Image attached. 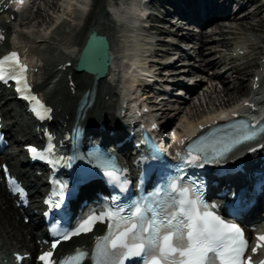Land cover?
Here are the masks:
<instances>
[{"label":"snow or ice","instance_id":"snow-or-ice-1","mask_svg":"<svg viewBox=\"0 0 264 264\" xmlns=\"http://www.w3.org/2000/svg\"><path fill=\"white\" fill-rule=\"evenodd\" d=\"M0 5V11L8 7L5 0H0ZM6 38L0 31V40ZM28 68L17 50L7 52L0 56V83L13 82L16 93L29 103L33 115L39 120L50 119L53 109L34 92L27 78ZM244 103L248 104L247 101ZM221 118L223 123L219 122ZM151 127L158 130L159 125L152 123ZM199 130L203 131L199 134L193 132L179 141L184 148L177 151L178 161L167 160L154 137L146 140L150 145L149 152L142 159L152 161L161 177L154 191L127 206L101 205L72 229L52 226L50 247L37 256L40 264H78L86 256L84 251L78 250L73 255L60 258L58 248L74 237L91 233L101 222L108 226V232L97 239L96 264H134L137 258L142 257H147L143 264H254L253 255L248 253L258 254L264 250V232L256 234L253 246L239 224L218 214L220 205H209L205 201L203 185L198 178L190 177L188 170L190 167L217 165L226 160L237 146L255 140L259 133L264 132V119L251 120L230 110L216 120L210 119L208 125L201 123ZM27 148L33 158L75 169L74 174L80 183L89 182V169L93 168L121 192L130 183L126 176L121 175L125 170L117 168L114 160L98 147L81 151L73 146L71 155L55 142L44 148L35 145H27ZM248 151L255 149L249 148ZM0 167L12 191L25 195L8 165ZM54 183L57 187L52 197L55 199L50 197L46 203L60 209L69 183L60 179ZM119 199L118 195L110 197V201ZM260 264H264V260Z\"/></svg>","mask_w":264,"mask_h":264},{"label":"bare ground","instance_id":"bare-ground-1","mask_svg":"<svg viewBox=\"0 0 264 264\" xmlns=\"http://www.w3.org/2000/svg\"><path fill=\"white\" fill-rule=\"evenodd\" d=\"M76 1L78 2L79 0ZM253 1H256L257 5L252 8ZM69 2L70 1H68V4ZM72 2L73 0H71V3ZM90 2L92 3L90 7L87 4H85V8H88L87 11L89 12L86 11V13L85 12L82 13L83 20L81 14L78 13L74 14L73 10L70 9L68 12L69 16L66 19H64L59 25H56L53 28V30L50 31V36L45 37L43 40H41L42 44L37 49H35L36 51L34 50L35 51L34 56H36V58L40 60V63L43 66L42 67L37 66V63L35 62L32 68L33 69L39 68L44 78L41 84L36 85V90L45 94V98L48 100V102L54 105L55 107L54 123H57L58 121L64 122L65 120L67 121V123H69L73 119L74 106L77 100L79 99V97L81 96L80 94L84 92L86 89H89L92 85V79L90 77H88L84 73L81 72L76 73L73 71L72 62L74 61L76 56L73 53L74 49L75 48L79 49V47H81L84 44L88 33L90 31H95L97 34L106 36L110 44V53L112 54L114 39L116 38L117 33H119V31L116 30L119 25L112 23L109 13L105 8L104 0H90ZM183 2L188 3L191 7H197L195 0H183ZM235 2L236 1L228 2L226 8H229L232 5V3L234 4ZM243 2H245V4L239 7L241 12H239L238 14L229 12V14L226 17H219V15H217L214 16L213 19L206 20V22L209 21L210 25L208 24V26L212 27V34L217 35L219 38L218 37L215 38L208 35L206 28H202L200 32L197 34L194 33L193 26L195 24H190V27L185 32L184 38L187 41L193 43V46L190 48V50H193L195 48L203 49V51L200 50L198 55L193 56L192 54H190V56L188 57V61L191 65L188 66L186 75L194 76L198 71L203 72L212 66L217 68H221L222 66H224V68H226L222 73L217 75V77H220L219 81L223 84L222 90L219 89L220 91L218 90L219 92H217L215 86L214 87L208 86L206 88V94L207 93H209V95L216 94V100L219 102L218 104L220 105V107L221 106L227 107L230 105H234L237 104L240 100H243L244 97L247 95V92L250 89L253 78L255 75H257V71L259 68L258 65L260 60L259 55L262 46L264 45V41H263L264 36H262L259 41H258L259 38L252 40L247 38L243 39L242 37L238 38L241 40L237 39L235 41L236 44L247 43L248 45L254 47V49L251 52H249L248 55L246 56L247 61L244 63L243 66L232 64L226 67L225 56L223 54V51L220 50L218 51L217 56L213 57L214 55H212L207 58V54L214 52V46H218L220 49H224L234 44V42L232 43L225 36L227 35V33L230 35H237V34L240 35V33H243L245 31L252 33L257 30L261 31V28H264V15H263L264 0H259V1L242 0V3ZM165 3H168L170 8L171 7L175 8V6L177 7L176 2L174 0H167ZM81 4H84V2L82 1ZM138 5H139L138 1L135 0L132 1L131 4L130 3L126 4L125 8L126 11H128L127 12L128 15L126 13L125 14L121 13L123 17H125L124 21H126L127 23H133L134 20H136L135 16L138 13ZM161 7L163 6L162 5L160 6V10H162ZM162 13H164V15H169L172 12L171 9H169ZM176 14H178L179 16L186 17V11H184L183 9H180V11L177 12ZM253 15L260 16L261 19H259L257 23L251 22L250 19ZM156 19L161 20V18L159 17H157ZM198 20L199 19L195 16L190 18L191 23L200 24ZM81 22H83L82 23L83 25L81 24ZM2 27L6 28L4 24L2 25ZM154 31L157 34L167 32L165 28H160L158 26L154 27ZM67 61H72L71 62L72 64L71 66L67 67L65 72L57 70L56 68L57 66ZM196 61H200V62H196ZM110 71L111 69L109 68L108 73ZM69 73H71V79L73 80L75 85L74 94H71L69 92L66 84L67 82L66 75ZM227 74H230L231 77L229 78V75L227 76ZM249 75H251V83L247 85L246 77ZM54 78L56 79L58 78V82L56 83L55 86L50 87L51 79ZM134 81H136V79ZM92 87L94 89V100L93 103L91 104V107H89L85 111L84 122H89L92 116H94L95 118L97 115L108 116L103 112H98L97 109H100V111H107L108 113H110V109L113 108V103L111 98L114 96V92L111 89L108 81L106 79H100L95 83H93ZM44 89L45 90L47 89L48 91L50 90L52 92V95L51 96L47 95L44 92ZM196 90H194V95L197 92ZM104 94L109 95L108 100H103ZM103 104L104 106L102 107ZM4 108H6V104ZM218 109L219 107L216 108L215 110L210 111L206 115H203L204 117L202 116L201 121L202 120L206 121L207 120L206 117L215 114ZM185 110H186L185 106L183 105L180 106L179 110L176 112L179 116L177 117V114H175V118H180L181 117L180 114L183 113ZM11 111H12L11 107L6 111L7 114H9V119L13 118L11 115L12 114ZM167 112L165 110V112L163 111L161 115L162 116L164 114L166 115ZM110 115L112 119H114V115L112 113ZM15 116L16 118H18V120L10 121L6 125L8 134L13 136V138L16 136L17 133L22 134L25 138H31V128L29 124L21 120L19 112H16ZM170 124L171 122H169V125ZM190 124H188V126H190ZM16 143H17L16 141H13L14 146ZM15 155L20 157L23 154L17 153ZM15 155L8 156V160L10 161L12 167L15 170H18L19 172L23 173V171H26V168L30 169V167L23 166L22 163H18L17 162L18 158L16 159V161H14ZM27 182L31 187L33 195L38 191H40V187L31 184L29 180ZM32 202L35 203L36 201L33 200ZM261 206H264V203L260 202L255 208H253V211L258 210L259 208H261ZM31 210L32 209H30V211ZM18 215H19L18 210L13 206V202L6 195L5 191L0 188V239H2L1 243L3 249H5L3 254H6L10 248L14 247V245L12 244V240H16L17 243L22 242L24 244L25 242H27L26 244H28L30 241L25 240L27 234L32 235L33 242L35 240V236L32 233V229H30L28 226L23 224V222L18 221L17 220ZM90 238L91 235L86 237H80L78 240L75 241V243L69 244L68 248L71 249L74 245L88 244V240ZM8 241H10V245Z\"/></svg>","mask_w":264,"mask_h":264},{"label":"rangeland","instance_id":"rangeland-1","mask_svg":"<svg viewBox=\"0 0 264 264\" xmlns=\"http://www.w3.org/2000/svg\"><path fill=\"white\" fill-rule=\"evenodd\" d=\"M106 1L107 0H104L105 5H106ZM58 2H59V0H42L39 3V9L37 10V12L35 14H33L31 17H25V18H28L26 20V25H24V29H25L26 33L19 35V39L17 40V43H19L23 47H25V49L28 51L27 53L30 55L31 58H33V55L35 54V51H36L35 49H37L42 44L41 40H43L45 38V36L48 37V35L50 34V29L52 28V25L54 24V22L64 15L62 12L63 10H62L61 6H60V9L57 8ZM107 3H109V1H107ZM166 7H170L168 3H166L165 7L164 6L161 7L163 12L167 10ZM263 15H264V13H263ZM254 17H256V18H254ZM259 19H261L260 16L253 15L251 17L250 21L257 23ZM263 35H264V28H261V31L257 30V31L252 32V33L245 31L243 33H240V35H238V36L242 37V38L252 39V40L259 38L258 39V41H259ZM201 51H203V49H201ZM198 52H199V49H198ZM216 54L217 53L211 52V53L207 54V58L209 56H212V55H214L213 57H215V56H217ZM196 62H200V61H196ZM147 65L148 64H146L145 67H148ZM221 68H224V66H222ZM221 68H217V67L212 66L203 72L198 71L194 75V77H192V80L195 83L194 86L196 87V89L198 88L197 92L192 97V99L182 102V105L186 107V110L180 114L181 115L180 118H175V116H174L175 114L171 113V115L169 117L171 119L174 117V120L172 121V124H171L172 129H175L178 126H180L183 121H184V123L187 122V121H185L186 119H190L192 117L203 116V115H206L207 113H209L210 111L215 110L218 107L220 108V105L218 104L219 102L216 100V94H212V95L211 94L209 95V93L206 94V88L208 86L209 87L215 86L217 92L222 90L223 84L219 81L220 77H217V75H216L217 73L220 72ZM154 70H155V72H157L155 68H153L152 71H154ZM228 75L230 78L231 75L227 74V76ZM214 76H216V77H214ZM223 79H224V77H223ZM213 91H214V89H213ZM212 101H214V102H212ZM215 105H217V106H215ZM178 116L179 115L177 114V117ZM21 123H22V121H21ZM8 243L10 245V241H8ZM2 249H3V246H2ZM3 250H5V249H3Z\"/></svg>","mask_w":264,"mask_h":264},{"label":"water","instance_id":"water-1","mask_svg":"<svg viewBox=\"0 0 264 264\" xmlns=\"http://www.w3.org/2000/svg\"><path fill=\"white\" fill-rule=\"evenodd\" d=\"M107 47L103 36H96L94 33L89 35L83 48L84 53L88 51L90 54L91 60L86 67L89 72H95L99 76L104 74L108 62Z\"/></svg>","mask_w":264,"mask_h":264}]
</instances>
